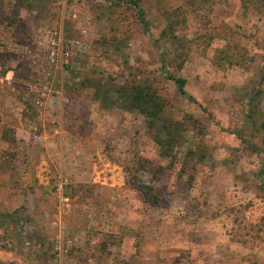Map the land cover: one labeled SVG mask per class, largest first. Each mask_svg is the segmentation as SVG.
Returning a JSON list of instances; mask_svg holds the SVG:
<instances>
[{"label":"rangeland","instance_id":"rangeland-1","mask_svg":"<svg viewBox=\"0 0 264 264\" xmlns=\"http://www.w3.org/2000/svg\"><path fill=\"white\" fill-rule=\"evenodd\" d=\"M139 5L0 0V264H264V0ZM134 80L201 123L172 163L91 84Z\"/></svg>","mask_w":264,"mask_h":264},{"label":"trees","instance_id":"trees-1","mask_svg":"<svg viewBox=\"0 0 264 264\" xmlns=\"http://www.w3.org/2000/svg\"><path fill=\"white\" fill-rule=\"evenodd\" d=\"M138 9V17L143 25L148 27L141 9H139V0H126ZM206 1V0H202ZM175 24L174 19L168 18L167 27L162 32L166 34L167 28L170 30L172 25ZM162 70L167 77L174 81L179 90L185 93L183 88L186 80L181 76H175L173 73L166 70L164 64H162ZM94 87V95L100 96H115L116 102L125 109L137 110L144 119V126L148 133L151 135L153 141L160 148L161 154L170 159L172 163L176 159V147L181 145L184 139V132L187 130L188 122H192L194 128L201 130L200 121L198 118H194L191 115H185L183 119H174L166 113V105L161 96L154 91L147 84L140 81L124 82L123 84L105 85L104 82L98 81L97 83H91ZM258 92V91H257ZM257 92L254 95H257ZM190 100H194L189 96ZM253 100V97H251ZM201 133V132H200ZM199 155L198 161H202L205 154L201 150L190 149L186 152V157H192L193 155ZM262 168H264L262 166ZM144 195V200L148 202H155L156 196L153 195L152 187L144 185L139 188Z\"/></svg>","mask_w":264,"mask_h":264},{"label":"built area","instance_id":"built-area-1","mask_svg":"<svg viewBox=\"0 0 264 264\" xmlns=\"http://www.w3.org/2000/svg\"><path fill=\"white\" fill-rule=\"evenodd\" d=\"M51 54H53V52H52ZM67 54H68V52H65V55H66V56H67ZM0 70H1V68H0Z\"/></svg>","mask_w":264,"mask_h":264}]
</instances>
